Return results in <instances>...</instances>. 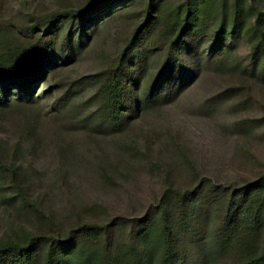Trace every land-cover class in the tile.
Wrapping results in <instances>:
<instances>
[{"label":"rangeland","instance_id":"1","mask_svg":"<svg viewBox=\"0 0 264 264\" xmlns=\"http://www.w3.org/2000/svg\"><path fill=\"white\" fill-rule=\"evenodd\" d=\"M187 18L171 48L166 31ZM256 29L264 0H0V41L39 39L53 53L32 93L0 106V246L51 236L75 257L85 226H100L88 248L100 264L175 197L199 204L177 230L192 264H239L215 231L230 194L242 201L264 179ZM120 79L113 121L104 88ZM249 234L232 239L264 240V228Z\"/></svg>","mask_w":264,"mask_h":264},{"label":"trees","instance_id":"2","mask_svg":"<svg viewBox=\"0 0 264 264\" xmlns=\"http://www.w3.org/2000/svg\"><path fill=\"white\" fill-rule=\"evenodd\" d=\"M97 4L94 3L90 9L96 10ZM260 18L261 16L258 17V21ZM191 21V18H187L182 24L176 23L179 29L166 31L165 35L171 37V48L186 31L188 33L189 26L193 24ZM223 32L222 29L218 30L217 37L221 38ZM256 32L258 41L252 50L253 60L264 54V29H256ZM233 33L234 29H231L229 34ZM52 54L50 46L39 39L20 45L0 41V106L6 105L10 96H13V90H16L15 95L18 99L24 97L26 93H32L39 82V74L41 75L44 67L51 63ZM108 84L104 91L109 92L110 116L113 121H121L116 97L120 96L119 87L123 86V81L120 79ZM1 154L3 153L0 150V156ZM0 168H4L2 161ZM239 196V193L230 194L223 203L224 217L221 226L215 231L219 249L222 253L228 249L229 244H234L242 256L239 264H264V240L258 241L255 247L242 244L241 240H238L240 243L238 244L232 239L238 233L250 232L249 235H253L264 228V179L249 186L241 195L242 201L237 200ZM173 199L176 201L170 202ZM162 203L157 226L156 224L145 226L134 236L133 241H129L128 245L119 250L120 252L100 258V264H192V257L185 248L186 245L178 241L177 230H185L190 226L194 220L193 212L199 206L198 201L186 206L182 203V198L172 197L169 200L163 199ZM177 208L179 213L176 211ZM86 229L89 231L86 232L87 240L79 241L80 247L75 257L70 256L65 250L67 247L65 241L38 235L25 239H10L1 245L0 264H94L96 251L88 248L91 243L100 245L94 236L100 226L89 225L85 226ZM74 241V245L78 244V239Z\"/></svg>","mask_w":264,"mask_h":264}]
</instances>
